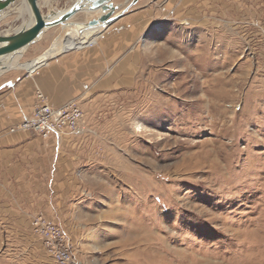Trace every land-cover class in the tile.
Listing matches in <instances>:
<instances>
[{
  "label": "rangeland",
  "instance_id": "374dc122",
  "mask_svg": "<svg viewBox=\"0 0 264 264\" xmlns=\"http://www.w3.org/2000/svg\"><path fill=\"white\" fill-rule=\"evenodd\" d=\"M145 1L158 15L136 45L138 71L124 73L135 86L88 111L75 192L56 207L62 242L78 264H264V0H232L236 23L215 21L211 0L205 23L202 10L171 21L160 16L167 0ZM75 2L42 0V12ZM74 21L50 30L45 52ZM36 218L0 224V264H60Z\"/></svg>",
  "mask_w": 264,
  "mask_h": 264
},
{
  "label": "crops",
  "instance_id": "0c3cea01",
  "mask_svg": "<svg viewBox=\"0 0 264 264\" xmlns=\"http://www.w3.org/2000/svg\"><path fill=\"white\" fill-rule=\"evenodd\" d=\"M167 1L161 17L182 20L187 13L199 14L202 10V16H196L197 22L205 23L207 0ZM211 1L215 21L217 17H227L223 23H236L237 18L233 16V10L237 8L235 2ZM147 3L139 0L134 11L122 15L128 5L125 0H115L117 10L113 23L100 31L97 44L51 58L33 75H18L14 70L19 69L12 68V62L0 61V224L21 227L22 219V224L30 227L39 216L44 222L56 225V207L61 206L60 200L70 199L75 192L77 153L84 151L89 144L88 111H93V105L108 101L111 94L135 86V80L124 77V73L134 76L138 71L140 34L148 21L158 15L157 11L151 12L157 9L158 3L146 6ZM174 13H179V17L177 14L174 17ZM92 14L85 18L87 22L99 17ZM77 16L72 19L74 23L79 20ZM30 21L26 2L18 0L12 8L0 14V36L14 34ZM80 21L84 22L83 19ZM184 23L171 22L169 28L181 29ZM50 30L19 60L29 52L34 55L30 61L44 54L46 48L43 45H49ZM39 42L40 47L35 48ZM37 92L43 93L54 107L70 102L79 104L86 117L76 134L62 139H43L37 133L16 130L32 114Z\"/></svg>",
  "mask_w": 264,
  "mask_h": 264
},
{
  "label": "built area",
  "instance_id": "2783aa9c",
  "mask_svg": "<svg viewBox=\"0 0 264 264\" xmlns=\"http://www.w3.org/2000/svg\"><path fill=\"white\" fill-rule=\"evenodd\" d=\"M36 105L32 114L26 118L16 130L34 132L43 139H62L78 132L84 120V112L77 102H70L61 107L52 106L46 96L36 93ZM35 227L41 237L45 249L60 264H78L74 261L70 250L62 242V234L58 226L37 220Z\"/></svg>",
  "mask_w": 264,
  "mask_h": 264
},
{
  "label": "water",
  "instance_id": "95a60500",
  "mask_svg": "<svg viewBox=\"0 0 264 264\" xmlns=\"http://www.w3.org/2000/svg\"><path fill=\"white\" fill-rule=\"evenodd\" d=\"M18 0H0V14L12 8ZM41 0H24L31 15V21L21 30L14 34L0 36V61L13 62L17 57H21L24 52L37 41L44 33L59 25L67 24L76 15L82 12H99L98 18L86 23L88 28H106L113 23V16L117 10L113 0H76L75 4L57 19L50 18L51 13L45 15L40 7ZM138 2L135 1L134 4Z\"/></svg>",
  "mask_w": 264,
  "mask_h": 264
},
{
  "label": "bare ground",
  "instance_id": "6f19581e",
  "mask_svg": "<svg viewBox=\"0 0 264 264\" xmlns=\"http://www.w3.org/2000/svg\"><path fill=\"white\" fill-rule=\"evenodd\" d=\"M68 10L69 9L57 12L56 14L51 15L50 18L57 19ZM66 26L69 29L71 27H73L74 29H70V32L68 31L64 38L55 41L51 48L42 56H39L33 61H29L26 63H20L18 62V60H15L12 62V68L25 70L28 75H33L42 66L46 65L48 60L51 58L57 57L70 51L82 50L86 47L97 44L101 33L100 31L103 29L102 27L88 28L86 24L81 23L68 24ZM17 59H19V57ZM142 131L143 128L140 125L137 126V132L142 133Z\"/></svg>",
  "mask_w": 264,
  "mask_h": 264
}]
</instances>
